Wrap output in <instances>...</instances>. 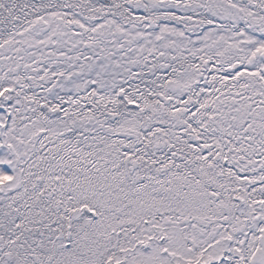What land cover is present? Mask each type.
Wrapping results in <instances>:
<instances>
[{
    "label": "snow or ice",
    "instance_id": "obj_1",
    "mask_svg": "<svg viewBox=\"0 0 264 264\" xmlns=\"http://www.w3.org/2000/svg\"><path fill=\"white\" fill-rule=\"evenodd\" d=\"M0 264H264V0H0Z\"/></svg>",
    "mask_w": 264,
    "mask_h": 264
}]
</instances>
